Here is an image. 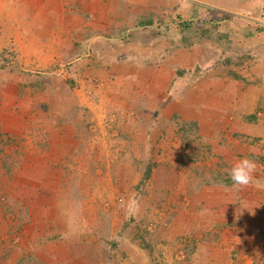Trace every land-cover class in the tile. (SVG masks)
<instances>
[{"label":"rangeland","instance_id":"374dc122","mask_svg":"<svg viewBox=\"0 0 264 264\" xmlns=\"http://www.w3.org/2000/svg\"><path fill=\"white\" fill-rule=\"evenodd\" d=\"M225 1L242 9L249 6L246 1ZM2 2L0 0V66L17 59V67L23 68L26 77L33 73L35 80L46 83L27 93L31 101L52 98L63 114L66 107L83 101L86 106L94 104L95 111L88 116L93 119V124L84 125L82 133L80 128L69 129L71 135L81 133L82 148L78 153L83 156L40 158L33 146H43L44 141L35 142L33 137L49 135V128H53L49 127V121L52 123L53 116L49 120L48 116L39 113L34 120L38 119L43 125L27 129L30 135L23 140L24 158L16 156L18 144L6 153L10 168H2L4 173L0 174V203L5 201L0 207L4 211L0 223L7 227L4 236H0L3 254L0 264H32V255L9 250L20 246L22 232H30L29 224L34 215L42 231L52 239L60 237L65 243L53 249L57 254H52V264L55 259H59L58 264H264V152L259 150L261 136L256 135L264 137V124L256 125L258 120H252L253 114L246 115L254 130L242 129L240 136L234 131L238 128L229 126L222 134H217L219 144L227 146L230 143L227 153L236 155L230 157L232 161L213 157L211 142L204 137L200 139L197 130L189 140L183 139L181 123L172 122L173 117L182 124L186 121L178 115L172 117L166 129L127 124V118L138 115L134 105L138 101L139 105H144L139 91H135L140 86L135 80L132 82L135 85L126 81L123 86L121 80L119 84H113L108 81V74L103 75L100 71L94 75L84 68L92 61H83V57L81 61H39L33 68L35 63L23 58L28 55L29 48L22 47L26 50L23 55L21 46L15 48V44L9 42L10 37L15 40L16 33L19 34V29H11L19 19L18 13L14 12L16 4L4 7ZM163 17H159L161 23L172 19L171 16ZM257 19L261 22L263 18L249 17L247 20L232 14L230 21L234 30L240 31L245 22L252 26L251 29L244 28L245 41L252 40L250 45L243 46L239 57L250 56L256 48H264V21L260 24ZM202 21L201 18L196 22L202 25ZM22 25L25 26L23 19ZM23 26L21 33H24ZM259 51L251 60L245 58L243 71H240L244 82L238 81L235 85L238 88L255 84L258 72L255 67L264 72V51ZM76 72L78 75L75 76ZM113 88L130 90L131 96L127 100L118 99ZM243 90L239 88L237 94L241 96ZM213 97L218 103L219 95ZM247 102L253 101L247 99ZM120 105H127L129 109L123 110ZM235 105L238 102L235 101ZM98 117L102 121L95 124ZM56 128L58 132L62 125ZM64 144V141L54 143L62 148L59 152H65ZM72 147L70 151H76ZM239 155L255 161L253 182L247 187L233 186L232 193L237 195L238 206L223 204L217 205L216 209L217 201L211 195L218 193L212 191L208 196H202L203 189L208 190L205 183L210 180L209 171L227 174L228 169L242 159ZM20 162L23 167L18 168ZM52 164L54 168H44ZM35 165L38 167L34 168ZM149 168L151 172L146 177ZM24 182L27 184L23 188L18 187ZM19 199H22L21 203ZM37 202L42 204L40 210L48 208L40 219ZM16 218L21 220L20 223H16ZM64 246L65 250L61 252ZM36 256L35 264H45L49 260L43 251Z\"/></svg>","mask_w":264,"mask_h":264},{"label":"crops","instance_id":"0c3cea01","mask_svg":"<svg viewBox=\"0 0 264 264\" xmlns=\"http://www.w3.org/2000/svg\"><path fill=\"white\" fill-rule=\"evenodd\" d=\"M240 1L248 2V8H239L225 0H3L2 3L4 7L16 4L14 12L18 13L19 19L17 21L16 17L17 22L10 28L19 29V34L16 33L15 40L10 37L9 42L14 43L15 48L21 46V50L23 46L29 48L28 55L23 58L33 61L35 63L32 65L33 68L38 66L39 61L51 63L65 60L81 61L83 57V61H92L90 66L84 68L94 75L100 74V71L103 75L108 74L110 77L108 81L113 84L115 82L119 84L121 80L124 81L122 82L124 86L127 82L132 83L135 80L140 85L135 91H139L138 96L144 105H139V101L137 105H134L138 115L127 118L129 122L127 124L136 123L140 127L149 125L158 130L168 128L175 115L186 121H197L200 125V134L198 133L200 139L207 138L212 144V156L220 160L223 158L224 161L227 159L232 161L230 157L236 155L227 153V146L230 143L228 142L227 146L219 144L217 134H222V131L229 126L238 128L232 130L237 131L235 133L240 136L242 133L239 132L242 129L254 130L251 119L245 116L256 112L258 120L256 125L264 124V80L257 82L255 78V84L252 87H247L246 84L239 87L244 89L239 96L237 94L240 93L239 88L235 85L241 79L232 77L234 70L238 74L243 71L244 64L239 62L249 57L251 60L257 55L258 50L263 52L264 48H256L255 51L250 52V56L239 57L240 52L245 48L243 46L250 45L252 40L249 38L245 41L244 28L251 29L252 26L248 24L249 22H245V27L236 31L230 21L234 14L241 15L247 20L249 17L263 18L261 22L257 19L260 24L263 23L264 0ZM211 14L216 15V18L213 20L208 18ZM162 16L163 18L171 16L172 19H169L167 23H161L162 19L159 20V17ZM201 18L202 25H198L196 21ZM22 19L25 20V26L22 25ZM186 23H190V26ZM206 23L210 25H205ZM22 26L24 33H21ZM203 31H208V35ZM256 47L259 48L258 44ZM22 51L24 55L26 50ZM226 60H232V65L227 64ZM21 69L17 67V59L5 66H0L1 175L4 173L2 168H10L9 161L5 159L9 157L5 155L10 148L14 149L18 144L15 150L16 156H25L22 154L24 151L22 144H25L23 143L25 137L30 135L27 129H30V126L43 125L38 119L34 120L38 113L43 116L49 114V118L53 116L52 123L49 121V127L53 128H49L47 137L32 135L33 141H44L43 146L39 144L33 146L37 149L40 158L83 156V153H78L82 148L80 134L84 125L93 124V119L88 117L95 111V105L92 103L86 106L83 101L74 102L72 106L65 108V114L56 108L52 110L51 105L49 112L42 111L41 101H31L27 97V93L30 90L35 91L37 87L33 83L35 81L33 73L26 77ZM250 69L254 71L253 67ZM260 69L255 67L258 71L257 77L264 73ZM82 71L84 72V69ZM76 75H78L77 72ZM134 83L132 84L135 85ZM112 91L119 97L118 99L127 100L131 96L130 90L113 88ZM217 94L219 95L218 103L213 97ZM251 94L255 95L251 97ZM247 99L253 102L248 103ZM235 101L238 105L234 106ZM120 106L123 110L129 109L127 105ZM56 112H59L61 117H57ZM112 118L115 119L114 115ZM140 118L143 119L140 120ZM256 119L252 120L256 121ZM101 121L102 118L98 117L95 124ZM58 125H62V128H58L57 132ZM71 127L80 128L81 133L75 132L71 135L69 132ZM38 133L41 134L42 130L39 129ZM256 135L261 136L259 150L264 152V137L262 138L260 134ZM61 141L65 142L63 148L65 152H59L62 149L60 145H54ZM72 146L77 152L74 149L70 151ZM213 163L216 166L215 162ZM163 166L168 167L165 164ZM21 167L23 166L20 162L18 168ZM36 167L38 166L35 165L34 168ZM44 168L54 167L52 164ZM209 172L210 180L205 183L208 190L203 189L202 196H208V193L215 191L218 194L211 195V198L217 201L216 206L223 204L238 206L239 204L235 202L237 195L232 193L233 185L219 182L216 173ZM25 183L27 184L24 182L18 187L23 188ZM211 198L208 197V200ZM4 202L1 201L0 207H3ZM21 202L22 199H19V203ZM41 205L37 202L39 219L44 217L45 209H48L40 210ZM2 210L0 208V221L4 219ZM209 211L212 210L209 209ZM20 221L16 218V223ZM6 227L0 223V236H4ZM29 228L30 232L27 230L22 232L24 236L18 242L20 246L11 248L9 252L18 250L21 253L30 254L32 264H35L36 254L43 251L49 257L45 264H52V254L55 252L53 249H58L57 245L65 243L60 237L52 239L45 231H42L38 221L35 220V215L31 219ZM49 228L50 225L47 226V229ZM64 250L65 246L61 252ZM2 255L0 244V259ZM58 261L59 259L57 261L55 259L53 264H58Z\"/></svg>","mask_w":264,"mask_h":264},{"label":"trees","instance_id":"16d2710c","mask_svg":"<svg viewBox=\"0 0 264 264\" xmlns=\"http://www.w3.org/2000/svg\"><path fill=\"white\" fill-rule=\"evenodd\" d=\"M210 15V14H209ZM216 15H212L211 14V16H208V17H210V19L211 20H213L214 18H216L215 17ZM146 21V20H145ZM160 23V22H159ZM186 25L187 26H190V23L188 24V23H186ZM203 30H205V29H203ZM203 32H205V34L206 35H208V31H203ZM239 62V61H238ZM237 62V65L239 64V63H242L243 64V62L244 61H241V62H239L238 63ZM226 63L227 64H229V65H232V63H233V61L232 60H226ZM235 66H236V64H235ZM261 76H259V77H257V82L259 81V80H264V77H262V76H264V73L263 74H260ZM232 77H234V78H236V79H241L242 80V76L240 75V74H238V72L236 71V70H234L233 72H232ZM259 78V79H258ZM33 83H34V85L35 86H39V87H44L45 85H46V83L45 82H42V81H40V80H35V81H33ZM263 86H264V84H263ZM39 101V100H38ZM49 102H51V103H49ZM50 105H51V109L53 110V109H57V106L56 105H54L53 104V102H52V98H48V99H46V100H43V101H41V106H42V111H44V112H49L50 111ZM58 110V109H57ZM57 113V117H61V116H59V112H56ZM45 117H47V116H49V114H46V115H44ZM257 112L256 113H254L253 115H252V117H253V119H256L257 117ZM174 119H172V122L173 123H176V124H178V123H181V125L180 124H178V125H180V129H181V132H182V138L183 139H185V140H189L190 138V136L191 135H193L194 133H195V131L197 130L198 131V133H199V131H200V126H199V124H198V122L197 121H194V120H187V121H183V124H182V122H181V120H179L178 118H175V117H173ZM48 119H49V117H48ZM50 120V119H49ZM178 121V123H177V121ZM185 133V134H184ZM124 135H126V133L124 134ZM150 172H151V170H150V168L147 170V172H146V174H145V176L146 177H149V175H150ZM216 177H217V180H219V182H223L225 185H233V182L231 181V179L228 177V174H225L224 172L222 173H219V171L218 172H216ZM207 183V182H206ZM218 225V224H217Z\"/></svg>","mask_w":264,"mask_h":264},{"label":"clouds","instance_id":"9594fccd","mask_svg":"<svg viewBox=\"0 0 264 264\" xmlns=\"http://www.w3.org/2000/svg\"><path fill=\"white\" fill-rule=\"evenodd\" d=\"M256 169L255 161L244 157L228 169V177L235 187H247L253 182V173Z\"/></svg>","mask_w":264,"mask_h":264}]
</instances>
